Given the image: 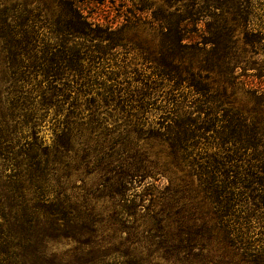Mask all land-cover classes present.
Masks as SVG:
<instances>
[{"label": "rangeland", "instance_id": "rangeland-1", "mask_svg": "<svg viewBox=\"0 0 264 264\" xmlns=\"http://www.w3.org/2000/svg\"><path fill=\"white\" fill-rule=\"evenodd\" d=\"M64 1L0 0V264H264V0Z\"/></svg>", "mask_w": 264, "mask_h": 264}, {"label": "trees", "instance_id": "trees-1", "mask_svg": "<svg viewBox=\"0 0 264 264\" xmlns=\"http://www.w3.org/2000/svg\"><path fill=\"white\" fill-rule=\"evenodd\" d=\"M77 0H69V1H64L67 2L69 4V9H70V17H69V28H67L68 30H74V32H79L82 34L83 37L88 36L89 35V29L90 30H94V28L92 27V24L86 19L85 15L81 12L79 5L76 2ZM95 31V30H94ZM100 38L99 36H93L91 37L89 40L92 41V39H98ZM72 50H74V46L69 45L68 47H64V57L66 61H71L73 55H72ZM87 53H84L83 55L79 56L80 59L85 60L88 58V56H86ZM75 71V70H74ZM77 71V70H76ZM73 77L72 81H74L76 84H78V78L86 80V78L82 75V72L79 73H73L68 71V73L66 74V77L69 79V77ZM77 78V79H76ZM80 84V83H79ZM214 97H221V95L216 94L214 95ZM244 135H248V132L245 131Z\"/></svg>", "mask_w": 264, "mask_h": 264}]
</instances>
